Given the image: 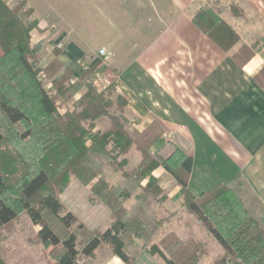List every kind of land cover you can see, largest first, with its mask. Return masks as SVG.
Listing matches in <instances>:
<instances>
[{
  "label": "trees",
  "instance_id": "obj_1",
  "mask_svg": "<svg viewBox=\"0 0 264 264\" xmlns=\"http://www.w3.org/2000/svg\"><path fill=\"white\" fill-rule=\"evenodd\" d=\"M24 7L27 8L24 0L14 6L0 0V230L26 213L40 227L37 238L51 250L54 264H80L82 257H94L103 244H108L123 264H131L133 238L146 240L144 250L165 264H200L208 250L204 247L191 257L189 246L201 247L202 243L182 241L173 232L147 249L146 242L153 239L165 219L151 212L146 220L129 224L125 209L114 203L108 204L112 225L103 232L90 233L80 243L73 230L77 218L72 212H64L60 200L72 173L87 169L83 181L89 185L98 176L83 166L86 157L97 154L105 157L110 166H124L129 163L128 154L136 151L141 159L134 170L138 181L146 179L147 185L137 195L135 207H151L167 198L153 175L163 168L181 187L183 206L222 248L223 255L214 264H264V230L229 183L193 194L189 189L193 158L175 147L170 156L153 152L152 147L161 137L158 126L153 125L143 134L130 130L128 101L122 95L113 98L115 86L98 89L86 84V91L74 103L73 110L59 113L58 101L69 102L76 88L72 86L70 71L54 81L50 91L45 88L47 71L37 66L41 49L31 47V33L39 22L33 9ZM193 22L219 44L226 38L232 43L237 39L229 24L214 19L206 6L195 13ZM54 55L53 62H58L59 53ZM102 117L109 119V126L100 131L96 122ZM120 157L125 161H119ZM184 253H190L187 259ZM0 264H4L1 259Z\"/></svg>",
  "mask_w": 264,
  "mask_h": 264
},
{
  "label": "crops",
  "instance_id": "obj_2",
  "mask_svg": "<svg viewBox=\"0 0 264 264\" xmlns=\"http://www.w3.org/2000/svg\"><path fill=\"white\" fill-rule=\"evenodd\" d=\"M24 1L39 22L35 30L49 59L42 62L43 67L55 59L53 45H62L63 51L57 57L61 71L56 79L70 71L71 83L76 84L74 103L88 83L93 82L99 89L114 85L115 92L128 101L130 130L143 134L153 125L158 126L161 137L152 147L153 152L170 156L175 147L193 158L189 177L193 194L228 182L264 230V218L256 217L264 211V0H236L246 12L238 16L223 13L228 5L222 1L217 10L213 0H112V6L119 8L134 5L124 10L133 20L128 25L126 19L115 18L119 25L124 22L123 29L131 31L121 37L116 34L109 47L102 46L100 50L110 56L106 64H98L102 59L99 53L93 56L81 46V35L74 36L71 23L68 33L58 28L56 22L69 23L72 15L56 3L49 5L44 15L33 0ZM202 6L236 32L234 43L226 38L219 44L195 25L194 15ZM76 20H82V14ZM51 37L55 41L46 44L44 40ZM93 72L98 79L91 81ZM105 128L98 126L97 130ZM169 133L174 141L166 144L164 135ZM153 175L167 198L149 208L165 217L163 228L168 233L184 241L179 232L183 227L179 217L184 214L181 187L163 168ZM243 191L248 196H243ZM137 195L121 192L118 197H131L126 205L129 207L135 204ZM251 198H255L253 208ZM117 204L121 208L120 202ZM203 237L204 242H212L207 231ZM213 244L214 250L205 255L203 263L211 264L223 254L219 244ZM115 264L123 262L116 257Z\"/></svg>",
  "mask_w": 264,
  "mask_h": 264
},
{
  "label": "rangeland",
  "instance_id": "obj_3",
  "mask_svg": "<svg viewBox=\"0 0 264 264\" xmlns=\"http://www.w3.org/2000/svg\"><path fill=\"white\" fill-rule=\"evenodd\" d=\"M33 1L35 2V6L39 8V10H42L41 13L44 15L46 14V11L49 10V5L52 3H56L62 11H66L65 13L68 16L72 15L73 20L69 23H67L68 21L56 22L58 28L60 30L63 29L64 31L67 30L66 33H68L71 23L73 27L72 33L74 36L81 35V39H79L81 46H83L86 51L92 53L93 56L99 53V50L102 48V46L109 47V42L113 40L112 38H116L113 37L116 34H119V37H121L123 34L131 31L129 28L123 29L125 28L123 25L124 22L129 25L133 20V16L130 15V13H124V10H131V6H134L131 3H129V6L126 5L119 8V6H112V0H51L52 2L48 0ZM220 1H222L221 4L224 3L225 5H228V8L225 6L227 9L224 7L222 10L223 13L228 11V13H231L234 16H238L239 14L244 15L246 13L245 10H243L244 8H241V6L236 3V0H213L212 3L214 4V2H216L214 5L217 7V10L219 7H221ZM24 8L27 9L28 7ZM112 9H115V13L111 12ZM79 13L82 14V20H76V17ZM115 18H119L122 21L126 19V21L119 25ZM138 27L139 25H137L136 29H138ZM41 30L42 29H39L40 32ZM38 36L39 35L36 30L31 33V47L38 46L41 49V51L38 53L37 66L47 71V73H45L47 78L44 79V86L50 91L51 89H49L48 86L60 78L59 77L56 79V76L60 74L61 68L58 62L53 61H51L47 67H43L42 62L48 61L49 59L47 57V51H45L46 49L44 45L42 42L38 41ZM44 41H46V44H50L51 41H55V38L51 37L50 39H46ZM56 45L57 43L53 45V53H61L63 48H57ZM122 56L124 55L122 54ZM108 57L109 59H104L102 57L99 63L106 64L110 62V56L108 55ZM96 70L94 68L93 71L96 72ZM94 72L93 76L90 78L91 81L98 79L97 76H94ZM97 72V74H100L99 71ZM88 84L92 85L94 83L91 82ZM75 85L73 84L72 86ZM116 95L120 94L114 92L112 95L114 99ZM74 101L75 99H71L66 103L63 101H58L57 105L59 113L64 114L67 111L73 110ZM114 110L115 107L110 109L111 112ZM96 126H99L100 129H103V127H108L109 119L107 117L100 118L97 120ZM127 157L129 163L124 166L116 164L110 166L107 162H105V157L97 154H92L91 156L86 157V159H88L82 161V163H84L83 166H86V168H91L92 173L98 177H96L92 183L87 185L83 181V179L87 176L85 171L87 169H80L78 170L79 172L75 171L70 177L68 187L60 194V200L64 206V212H72L77 218V223L75 224L73 230L76 232L81 244L89 238L90 233L96 231L103 232L110 226V222H113L112 213L111 211L107 210L109 208L108 204L114 203L116 205L118 203V199L116 197H118L119 193L134 192L133 194H141L143 189L146 187L147 180L141 179V181H138L139 176L134 170L139 164L141 158L139 156L137 157V154L133 151L130 152ZM120 160L125 161L122 160V157L119 158V161ZM124 171H126V174ZM242 195L248 196L247 192L245 191L242 192ZM131 200V197H127L120 201V205L124 206V216L125 219L128 220V223L130 221V223L135 225L137 218L138 220L144 221L147 219V217L151 216L152 210L148 205H142L139 208H134L132 205L126 207L128 202ZM164 200H166V198L162 199V201ZM254 201L255 198H251L250 206L252 208L254 206ZM155 204L156 203H153L150 206L152 207ZM183 213L184 214L179 217V220H181L182 223L180 226H183L182 229L179 230V232L183 234L182 238L184 241L192 239L202 243L201 247L199 245L195 246L194 244L189 246L191 257L194 252H200L204 247L208 250V255H210V252L214 250V239H212L211 243L204 242L206 238L203 236L205 235L206 230L201 226V224H199L197 219L189 213L187 208L184 207ZM256 217L264 218V211L256 214ZM161 218L165 219V217ZM163 227L164 225L161 228L158 227L153 239L149 242H146L147 249L152 243L158 244L162 237L168 233L167 228L165 229ZM39 230L40 227L35 226L26 213L22 214L16 221L1 229L0 259L4 262V264H54V261L50 257L51 250L44 246L37 238V233ZM133 241L135 243H133L130 247L132 256L131 264H165V262L160 257L152 256L147 252V250H144L143 246L146 245L144 244L146 240L133 238ZM189 254L190 253H184V259H187ZM206 257L207 256H203L200 264H207L203 263ZM115 259L116 257L113 255L109 245L103 244V246L96 251L94 257H82L80 259V264H115ZM211 264H214V262Z\"/></svg>",
  "mask_w": 264,
  "mask_h": 264
},
{
  "label": "built area",
  "instance_id": "obj_4",
  "mask_svg": "<svg viewBox=\"0 0 264 264\" xmlns=\"http://www.w3.org/2000/svg\"><path fill=\"white\" fill-rule=\"evenodd\" d=\"M7 2V4L9 6H14L16 5V3H18L20 0H5ZM59 48H62V45H58ZM99 54L101 57H103L104 59H109L108 57V54L106 53V51L103 49V50H100L99 51ZM49 89H52V84H49L48 86ZM164 138L166 140V142H169V143H172L174 141V135H172L171 133L169 134H165L164 135Z\"/></svg>",
  "mask_w": 264,
  "mask_h": 264
}]
</instances>
